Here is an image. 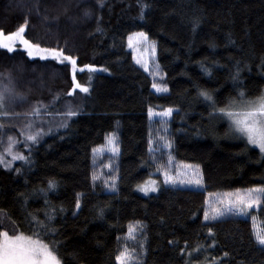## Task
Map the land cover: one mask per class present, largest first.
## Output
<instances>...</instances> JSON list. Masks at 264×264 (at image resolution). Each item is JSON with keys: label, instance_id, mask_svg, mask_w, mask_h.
<instances>
[{"label": "trees", "instance_id": "16d2710c", "mask_svg": "<svg viewBox=\"0 0 264 264\" xmlns=\"http://www.w3.org/2000/svg\"><path fill=\"white\" fill-rule=\"evenodd\" d=\"M103 5L100 0H0V31L9 35L25 26L30 42L62 49L77 61L76 82L89 89L68 96L74 87L71 65L30 59L19 47L11 53L0 48V87L11 80L23 97L9 103L8 115L0 114V154L11 136L13 150L29 157L28 164L0 167V213L5 214L0 231L31 235L32 217L45 220V213L54 211L41 239L58 252L61 264H117L124 247L139 255L140 264H211L213 259L264 264V249L254 240V228L264 229V202L246 217L204 221L209 194L246 190L264 180V157L220 112L241 102V92L247 100L264 93V0H103ZM137 32L155 42L160 84L167 92H153L150 75L134 63L127 40ZM69 106L78 115L64 116ZM150 108L174 113L162 124L149 119ZM62 120L68 127L60 126ZM29 123L31 131L44 133L35 145L22 135ZM110 134L120 152L97 160L93 149L107 145ZM170 162L199 166L202 188L164 186L160 170ZM112 170L115 192L105 187ZM149 179L159 188L143 196L136 187ZM49 180L57 187L47 192L46 203L40 190ZM137 222L141 227L127 239L129 225ZM198 246L190 260L188 252Z\"/></svg>", "mask_w": 264, "mask_h": 264}, {"label": "snow or ice", "instance_id": "6c2138e0", "mask_svg": "<svg viewBox=\"0 0 264 264\" xmlns=\"http://www.w3.org/2000/svg\"><path fill=\"white\" fill-rule=\"evenodd\" d=\"M100 6L103 7V0H100ZM147 7V5H144ZM90 12L85 10L84 17H89ZM141 18H143V8L141 11ZM27 24V21L25 22ZM99 31V28L97 29ZM25 26H21L18 30L12 34L5 35L0 31V48L6 49L9 53L13 52L14 44L19 41L20 44L24 45V50L27 52V55L30 59L38 58L41 61H47L49 59L56 61L58 64H67L72 66L73 71V91L67 93L68 96H72L75 89H79L81 93H88L89 89L87 87H82L76 82L75 71L77 61L71 55H66L62 49L59 48H47L41 47L39 44L30 42L28 39L24 38ZM136 37V43L138 45L143 44L147 45L151 49V55L155 56L156 54V45L154 41H149V37L144 32H137L134 34ZM133 46V37H129V47ZM147 53V48L145 49ZM136 60L137 64H142L145 67V71H148L147 63L143 60V57ZM159 66L157 65V69ZM83 69H81L82 71ZM91 71L92 69L89 68ZM234 80L239 79V68L233 76ZM11 80H9V85L0 87V114L8 115V105L9 103L14 102L19 99L22 100V96H18L14 89L10 86ZM152 87L157 92H167L168 89L166 86H162L158 83H153ZM200 95L206 101L212 102L213 97L206 91H201ZM241 101V110L239 111H226L225 109H220L221 114L226 115L234 126V131L239 133L241 136L247 139V143L255 148L259 149L260 154L264 157V94L258 97L255 100H247L245 98V93H240ZM39 109L34 110L33 115H35ZM173 112L172 108L165 109L163 112L154 113L152 109H149V117L158 115L160 117H169ZM66 117H73L78 115V112L73 110L71 106L63 113ZM161 123L164 124L166 121L161 120ZM61 127H68L67 120H62ZM0 128H3V125L0 124ZM32 124L27 125L26 133L22 132V135H25V139L31 142L32 145L39 143V137L44 135L42 131H31ZM163 139V137H161ZM107 145L110 147L113 157L118 156L120 152L119 145L116 143L114 134H110L106 138ZM16 141L13 137L9 136L8 138V147L5 153L0 154V167H3L5 170L11 168L12 163L15 161H22L25 164L29 163V157L22 155L19 152L14 151V145ZM149 153L152 154L156 151L153 147V140L149 139ZM165 147H171L170 144H165ZM31 151V148L28 149ZM99 149H93V152H97ZM10 157L6 159L5 157ZM192 169V175L188 179H181L180 184H187L189 186L199 187L202 184V176L199 172V166H185ZM15 171L17 174L21 172L20 168H16ZM164 183L165 184H176V178L172 177L168 172H163ZM180 173H177L179 176ZM97 177L93 176V180ZM57 185L54 180H49L47 189H41L40 193L45 196V202L47 203V192L54 191ZM105 187L109 191H116V179L112 177L111 184L105 183ZM158 190V185L156 181L153 180L147 184H139L136 187V191L143 193L145 196L149 192H156ZM262 202H264V180L261 181V185L257 187L248 188L246 190H237L234 197L229 196L226 199L221 200L219 203L221 207H213L212 214L206 210L204 212V221H216L221 217L225 216H247L249 215L248 210L254 206L259 207ZM76 209L79 210L81 207L79 196L76 200ZM75 214V213H74ZM104 210L101 208L98 212V215L102 218ZM5 214L0 213V221ZM45 220L39 219L37 216L32 217V223L35 226L32 229V234L27 235L22 231H17L12 235H9L7 231H0V264H61L59 259L58 252L51 247L48 243H45L41 239V230H49L51 228L50 222L55 219L54 211L53 213H45ZM256 217H253L255 220ZM208 226V236H213L212 227ZM141 226L139 222L135 225H129L128 227V238H134V233ZM254 240L257 245L264 249V232H254ZM173 241H169V244H172ZM140 249L143 250L144 245L140 244ZM199 246L194 248L192 252H188V257L190 260L193 258L194 252H199ZM185 250H181V255H184ZM227 255V254H225ZM117 264H140L139 255L133 250L129 251L128 247H124L122 251L116 256ZM186 264H190V261H186ZM211 264H217L215 259L211 261Z\"/></svg>", "mask_w": 264, "mask_h": 264}, {"label": "rangeland", "instance_id": "374dc122", "mask_svg": "<svg viewBox=\"0 0 264 264\" xmlns=\"http://www.w3.org/2000/svg\"><path fill=\"white\" fill-rule=\"evenodd\" d=\"M16 32V31H15ZM135 34V33H134ZM134 34L130 35L133 37V46L132 47H129V37H128V40H127V48L128 50L131 52L132 54V58L135 56L137 59L143 57V60L147 63V67H148V71H145V67L142 65V64H137L136 63V60L133 58V61L134 63L139 66L145 73L149 74L153 83H158L160 84V81H161V73L159 71V69H157V64H156V54L155 56H152L151 55V49L147 47V45H143V44H140L138 45L136 43V37L134 36ZM24 35V34H23ZM25 38V37H24ZM149 41H151L149 39ZM16 47H19L21 48L22 50H24V45L20 44L19 41H17L15 44H14V48ZM147 48V53H145V49ZM25 51V50H24ZM26 52V51H25ZM27 54V52H26ZM35 59H38V58H35ZM39 60V59H38ZM51 60V59H49ZM54 61V60H52ZM67 63V62H65ZM153 85V84H152ZM161 85V84H160ZM152 91L155 92V93H162V92H157L153 87H152ZM264 94V93H263ZM260 97V96H259ZM257 99V98H256ZM255 100V99H254ZM233 107L229 110V111H239L241 110V102H237V103H234L232 105ZM154 113H159V112H163V111H156V110H152ZM174 113V111L172 112V114ZM171 114V116H172ZM171 116L169 117H160L158 115H154L153 117H149V119L151 121H160L161 120H164V121H169ZM230 120V119H229ZM231 122V120H230ZM232 124V123H231ZM233 129H234V126H233ZM235 132V131H234ZM236 133V132H235ZM244 139H246L245 137H243ZM116 140V138H115ZM247 140V139H246ZM107 144V142H105ZM103 146L101 147H98L97 149H99V151L97 152H94L95 153V158H97V160H103V159H106L105 155H110L111 154V150H110V147L108 145H105L103 148ZM253 147V146H252ZM255 148V147H254ZM257 150H259L258 148H256ZM100 160V161H101ZM105 161V160H104ZM101 164V162H99ZM105 164H106V161H105ZM190 164H184V163H178V162H170L169 164H167L165 167H163L161 170H160V175H161V182L164 186H174V187H181V188H191V189H201L202 188V184L199 186V187H195V186H189L187 184H180V180L181 179H188L189 177H191L192 175V169L191 168H187L185 166H188ZM109 166V165H107ZM190 166H194V165H190ZM106 168V167H105ZM108 168H111V166H109ZM163 172H168L172 177L176 178V184L175 185H172V184H165L164 183V176L162 175ZM199 172H200V175H201V171L199 169ZM101 173V171H100ZM177 173H180L179 176H177ZM113 170L111 172V175H110V178L106 181L107 183L111 184V181H112V177L113 176ZM202 176V175H201ZM155 180L156 181V184L158 185V182L156 179H149L147 182H145L144 184H147V183H150L151 181ZM105 182V183H106ZM158 188H159V185H158ZM107 191H109V189L107 188ZM243 190H241L242 192ZM157 192V191H156ZM156 192H149V195L151 194H154ZM237 191H233V192H227V193H216V194H209L207 196V208L206 210L209 212V214L211 215L212 214V208L213 207H221L222 205H220V201L223 200V199H226L228 198L229 196H232L234 197L235 193ZM141 195L145 196L143 193L139 192ZM260 207V206H259ZM259 207H256L254 206L253 208L249 209L248 212L250 213L252 210H257ZM230 216V215H229ZM226 217V216H225ZM239 217H246V216H239ZM223 218V217H221ZM256 225V224H255ZM256 227V226H255ZM254 232H264V229L263 230H259L258 228H254ZM127 239H128V235H127Z\"/></svg>", "mask_w": 264, "mask_h": 264}]
</instances>
